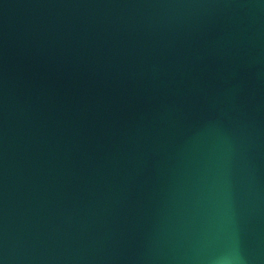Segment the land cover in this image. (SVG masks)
Returning <instances> with one entry per match:
<instances>
[{
  "label": "water",
  "instance_id": "1",
  "mask_svg": "<svg viewBox=\"0 0 264 264\" xmlns=\"http://www.w3.org/2000/svg\"><path fill=\"white\" fill-rule=\"evenodd\" d=\"M0 264H264V0H0Z\"/></svg>",
  "mask_w": 264,
  "mask_h": 264
}]
</instances>
